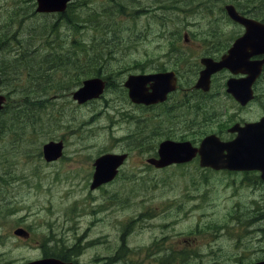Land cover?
Instances as JSON below:
<instances>
[{
  "label": "rangeland",
  "instance_id": "rangeland-1",
  "mask_svg": "<svg viewBox=\"0 0 264 264\" xmlns=\"http://www.w3.org/2000/svg\"><path fill=\"white\" fill-rule=\"evenodd\" d=\"M167 1L74 0L72 11L76 14L79 12L82 16L80 27L84 31L83 39L87 42L96 41L94 47L103 52L88 53L93 55L88 58L81 53L61 54L72 59L82 57V65L85 67L75 71L73 66L68 68L65 63L50 62L49 68L56 70L65 64L58 70L61 73L69 69L71 73L74 72L72 75L103 69L105 75L114 77L113 81L117 85L120 81L124 83L131 74L152 73L162 68L182 69L181 60L184 57H187L186 66L189 65L192 55L185 54L184 50L169 55L170 42L165 46L166 38L212 37L224 38L225 42H229L234 39V33L237 35L238 25L222 11L229 3L221 4L217 1L211 14L203 11L205 6L201 3L188 6V0H169L170 8L153 10L152 6L164 5ZM76 4L82 5L80 11H77ZM173 6L178 9H173ZM122 7L125 8L123 13ZM36 8V0H0V21H3V25L0 24V36H5L2 37L5 45L0 47V59L20 57L18 47L13 50L10 47L13 35L23 37L26 55L30 52L37 54L38 72L47 63L38 57L44 54L43 46H38L37 40L31 38L28 26L51 24L54 17L38 13L34 17L26 15L36 14ZM134 9L138 12L144 11L143 9L149 11L135 14ZM188 9L196 11L189 12ZM104 27L109 28L110 36L116 33L115 44H98L103 38L100 28ZM62 34H65L64 30ZM173 44L175 43L172 46ZM90 45L88 49L92 51L93 47ZM105 54L109 56L102 58ZM177 59H180V63ZM16 69L23 74L20 81L15 83L17 86H10V89L0 87L9 101L6 104H9L8 109H4L9 117L5 114L2 119L10 120V117L23 115L20 108L23 107L24 93L17 91H24L29 87V71L22 65V61L16 64ZM60 73L52 77L54 90L51 79L45 78L42 82L43 86H48L45 93L50 96L45 100L46 108L42 113L39 108L43 103L44 88L39 86L36 89L38 104L31 111L34 123L27 125L24 120L13 132L5 129L0 135V153L7 154L1 162L4 168H0V215L8 213L18 218L29 214L39 215L27 217L29 221L55 220L53 224L59 226L60 235L67 240L72 238L74 243L84 240L81 233L87 227L91 236L86 238L88 240H94L101 234H109L108 256L112 249L110 245L115 243L112 237L117 232L116 221L124 228L131 219L140 216L137 226L125 238L129 248L119 254V258L123 260L119 264H156L154 255L171 261L159 264L176 263L178 259L174 257H161L162 254L169 255L171 252L180 254L173 250L165 251V244L175 245L179 250L196 246V249L185 252L187 257L183 264H251L264 260V220L252 222L244 216L243 205L250 202L248 190L237 186L240 185L239 182L232 184V179L230 190V178L227 174L201 172L195 163L187 164L183 169L178 166L165 170L151 169L146 165V159L153 153H138L132 141L126 139L132 131L135 132L136 127L125 120L122 123L113 122L115 119L120 120L114 110L110 111L115 108L112 104L114 102L117 107L122 106L125 112L134 114V108L123 99V95L114 88L106 96L109 103L103 100L91 106H76L72 104L71 93L81 85L76 87L79 82L74 81L71 87L70 76L64 77ZM87 78L89 77H84L80 82ZM58 83L59 86H56ZM67 87L70 89H65ZM64 93L65 96L53 106L58 114L50 116L52 96ZM145 128L146 125L140 126L139 133L142 137L138 136L139 140L146 138ZM60 140L66 146L64 156L58 163L49 165L40 159V150L44 144ZM123 150H133L134 153H129L132 158L125 165L117 183L103 191L104 196L93 194L89 186L94 161L106 152L120 153ZM103 197L107 202H103ZM90 198L93 200L90 201ZM251 199L253 200L252 197ZM101 204H106L108 210L104 217L102 213H93H98ZM150 208L152 220L142 217L150 214ZM89 209L92 216L87 214ZM67 216L73 217L74 221L64 220ZM105 217L107 230L103 224L99 226L101 230H97L95 224L89 221ZM63 223H67L71 230H62ZM165 224H168L167 228L164 227ZM9 235L10 229H0V264L22 256L19 250L13 249L20 243ZM153 243L156 246L160 244L162 248L148 251L147 248ZM135 250L140 252H132ZM89 255L95 257L93 249L85 255V259Z\"/></svg>",
  "mask_w": 264,
  "mask_h": 264
},
{
  "label": "flooded vegetation",
  "instance_id": "flooded-vegetation-1",
  "mask_svg": "<svg viewBox=\"0 0 264 264\" xmlns=\"http://www.w3.org/2000/svg\"><path fill=\"white\" fill-rule=\"evenodd\" d=\"M73 2L70 4H73ZM70 4L68 5L65 12L68 11ZM152 7L153 10L168 9L170 8L169 0L165 2L164 5L157 4ZM136 9H134V11H136ZM143 10L144 11L140 12L136 11L135 14L149 11H145V9ZM134 11L133 15H135ZM64 13L42 14L53 16L54 18H56ZM38 14L40 15V13ZM54 22L57 21H53V23ZM229 25H231V23H229ZM237 25V35H235L234 33V39L232 41L230 40L229 42H225L224 38L216 39L212 37H199L196 39H175V37H170L164 39L165 46L170 42L169 55L176 53L179 50H184L185 54L187 53L192 55V62L186 66L187 57H184L183 60H181L182 69L175 68L168 70L166 68H162L152 73L131 74L137 76L174 72L176 78L175 89L167 95L166 100L163 102L152 104L135 103L130 98L129 89L125 87V82L131 75L127 77L124 83L120 81L117 82L116 85V83H114L113 81L114 77L112 75H105L103 69H94V71L85 74V76H83L82 74L72 75L74 72L71 73L69 69H67L66 71H62L61 73L58 69L52 70L49 68L48 63L43 66V69H39L38 74L40 73L41 76H43V74L46 73L48 75H55L56 73H60L64 77L70 76L71 87L73 86L74 81H78L79 84L76 87L80 85L81 86L71 93L72 104L76 106H91L98 102H102L103 100L109 103L106 96L110 94V92H112L115 88L118 93L123 95V99L126 100V102H129V104L134 108V114L125 112L122 109V106L117 107V103L114 102L112 104L115 105V108H111L110 111L114 110V112H116L120 117V120L115 119L113 122L116 124V122L122 123L125 120L126 122H129L133 124L134 127H136L135 132L132 131V133L127 135L126 139L132 141L135 150L137 149L138 153H153L152 156L146 159V165L148 167H151V169L155 170H165L170 167L178 166L183 169L184 167H186L185 165L195 163L197 164L198 169H200L201 172H208L214 175L225 173L230 178V182L228 183V188L230 190L232 179V184H237V182H239L240 185L237 186L244 187L246 190H248V192H250V202L243 205L245 209L244 216L250 219L252 222H260L264 220V175L261 170H215L210 167L204 168L200 164L199 155H197L196 158H194L190 163L187 164H176L165 168H158L155 165V162L161 160L159 154L160 145L166 141L175 143H190L194 148L199 149L205 140L220 141L221 143H231L237 140L239 136H241L245 141V152L243 151V153H264V54H252V56H250L248 59V67L254 68L252 70L253 76L248 73H234L228 68H223L211 75L210 85L207 89L197 86L201 74L206 69L203 60L209 59L214 63L221 62L223 57L229 53L233 42L243 34H245V28L239 24ZM172 43L175 44H173L172 46ZM92 56L93 55L87 54L85 57L88 58ZM104 56L109 55L105 54L101 57L105 58ZM38 57L41 58L44 63H46L47 59H54L58 57L60 58L58 54L56 55L47 53H44L41 56L38 55ZM77 58L80 59V63L76 65L84 66L82 65V57ZM174 58L176 59V56H174ZM177 60L180 63V59ZM67 67L70 68V66ZM79 77H89L86 80L101 79L105 83L103 94H101L97 99L90 100L84 104H79L74 100V93L81 89L83 83L86 81L84 80L83 82H80L83 78L79 79ZM244 82L245 84L251 85L252 91V97L245 103L238 101L230 91V84L234 83L241 85ZM42 87L44 88V93L42 95L43 103L40 104L41 107L39 108V112L41 113L46 108L47 102H45V100H48L50 98V96L45 93V91L48 89V86ZM65 89L70 88L67 87ZM145 89L150 93L153 91L150 84L147 85ZM64 96L65 93L52 96V112L50 113V116L58 114L57 109H53V106L55 105L54 103H57L59 99ZM53 100L54 102H52ZM7 102H9L8 97ZM120 103L122 104V101ZM110 111L108 113L109 115ZM110 118L112 117L110 116ZM141 125H146V128L144 129V135L146 136V138L139 140L138 136L142 137V134L139 133ZM151 135H153V137L148 138ZM50 142L64 143V141L62 140L49 141V143ZM45 145L46 144H44L40 150V159L44 160L49 165L58 163V161L63 158L65 150L63 151V155L61 158L56 161L48 162L44 158L43 149ZM65 146L66 145L64 143V148ZM144 150H146L147 152H143ZM129 153H134V151L123 150V152L120 153L106 152L101 155H126L127 158L125 159L123 165L118 169V174L112 182L102 184L95 189H92L93 179L96 171V168L93 164L94 171L92 173L89 186V189L93 194L99 193V195L104 196L105 192L103 191L117 183L118 179L122 175V171L125 168V165L129 163L132 158L131 154ZM5 155L7 154L0 153L1 170L4 168L1 162L2 160H4L3 158L5 157ZM149 160H152L154 164L149 162ZM251 197L253 198V200L251 199ZM102 199L103 202H107V199H105V197H103ZM91 200H93V198H90V201ZM105 205L106 204H101L98 208V213H96V211H93V213H102L104 217L108 213ZM163 206H165V203L163 204ZM151 211L152 208H150V214L143 215L142 217H146L148 220H152L153 214ZM87 214L89 216H92L91 209L88 210ZM38 216L39 215L28 214L22 217L14 218L13 215H10L8 213L0 215V229H10L9 236L13 237L20 243L17 246L13 247V249L19 250L20 254L22 255L21 257L16 258L10 262H6L5 264H36L38 262L44 261H55L59 264H109V262L110 264H114V262H116L115 264H119L121 261H123L121 258H119V254H121L122 252L124 253L125 250L129 248L125 242V238L128 232H130L137 226L136 223L138 222L140 217L139 216L137 219H131L130 223L127 224L124 228L120 223H118V221H116L115 227L117 229V232L116 235L112 237L115 243L110 245L112 249L110 256H108L107 251L109 247L107 244V239L109 234H101L94 240H88L86 238H89L91 236L89 234V228L87 227L86 231H83L81 233V236L84 238V240L82 241L80 239L78 243H74L72 238H69L68 241L64 236L60 235L59 226L53 224L55 220L50 221L48 219H34L29 221V219L27 218ZM64 220L70 222L74 221L73 217L70 216H67ZM89 221L92 224H95V228H97V230H101L99 229V226H102V224L106 226L107 230L106 217L96 218L94 220L91 219ZM167 225L168 224H165L164 227L167 228ZM61 226L62 230H71V227H67V223H63L61 224ZM70 230L68 232H70ZM193 247L195 248L184 247L182 250H179L177 247H175V245L165 244L163 245V249L165 251L171 252L173 250L174 252H179L180 254L171 252L169 253V255L162 254L161 257L168 258V256H171L175 259H178L177 262L173 264H183L187 257L185 252L196 249V246ZM153 248L160 249L162 247L160 246V244L156 246V244L153 243L151 247L147 248V250L150 251ZM9 249H11V247H9ZM92 249L95 253V257H91L89 255V257L85 259V255ZM132 252L136 253L140 251L135 250ZM153 257L157 262L156 264L165 261L160 258V255L158 257L154 255ZM263 261L264 260L253 262L251 264H257ZM165 262L171 261L167 260Z\"/></svg>",
  "mask_w": 264,
  "mask_h": 264
},
{
  "label": "water",
  "instance_id": "water-1",
  "mask_svg": "<svg viewBox=\"0 0 264 264\" xmlns=\"http://www.w3.org/2000/svg\"><path fill=\"white\" fill-rule=\"evenodd\" d=\"M37 13H64L73 0H36ZM229 18L245 28V34L239 37L232 45L229 53L219 63L209 59L203 60L206 69L201 74L197 83L200 88L207 89L210 85V77L213 73L223 68H228L234 73H248L253 76L254 68L248 67V59L252 54H264V23L241 15L234 5L225 6ZM151 85L153 91L150 93L145 88ZM175 73H161L154 75H131L128 77L125 87L129 89L130 98L135 103L152 104L163 102L167 95L175 89ZM230 91L240 102L245 103L252 97L251 85L230 84ZM105 83L101 79H90L84 82V86L74 93V99L80 104L97 99L103 94ZM7 97L0 88V112L3 111ZM242 134V133H241ZM210 139V138H209ZM64 151L63 142H50L44 146V158L46 161H56L62 157ZM245 152V141L243 137L231 143L205 140L199 149L190 143H175L166 141L160 145L161 160L155 162L156 167L165 168L172 165L190 163L199 155L202 167H210L215 170H244L258 169L264 175V153ZM126 155H105L99 157L94 166L96 168L92 189L102 184L112 182L118 169L123 165ZM149 162L153 163L152 160ZM36 264H59L55 261H44ZM257 264H264L259 262Z\"/></svg>",
  "mask_w": 264,
  "mask_h": 264
},
{
  "label": "trees",
  "instance_id": "trees-1",
  "mask_svg": "<svg viewBox=\"0 0 264 264\" xmlns=\"http://www.w3.org/2000/svg\"><path fill=\"white\" fill-rule=\"evenodd\" d=\"M189 4L188 6H193L195 3H201V5H204L203 11L206 13L211 14L213 12V8L215 3L219 1L221 4L222 3H229L233 4L237 10L240 12V14L257 19L261 22L264 23V0H188ZM77 11L81 10L82 5H75ZM85 4H84V9H85ZM173 9H178V7L173 6ZM196 8V7H195ZM73 9V4H70L68 11L65 12L64 14L59 15L58 17L54 18V23H48L47 25H37L34 27V25L28 26L29 33L31 34V38L34 40H37V45L38 46H43L42 51L43 53L47 54H58L60 58H54V59H47L46 63L50 62H55L58 64L65 63L68 66H73L74 70L77 68H84V66H78L76 64L80 63V59H72L70 56L64 57L61 54H66V55H72V54H77L81 53L84 55H87L88 53H102L103 51L99 50L98 48L94 47V42L96 41H91L89 40L88 42L83 39V32L80 24V14L79 12L72 11ZM121 9V6L119 7ZM125 8L122 7V13ZM189 12H194L196 9H188ZM222 11L224 9L222 8ZM36 12V10H35ZM28 17H34L37 15L32 14V13H27L26 14ZM82 17V16H81ZM93 22V21H92ZM3 21H0V24ZM85 23H88V21H85ZM65 24V25H63ZM21 25V24H20ZM61 26H64L63 28ZM65 27L67 29H65ZM99 28V26H98ZM103 32V38H101L100 43H98L101 46H108L111 45V43L117 42L116 41V33L114 32L113 36H110L111 32L109 31L108 27L100 28ZM62 30L65 31V34H62ZM5 36H0V47L2 44L5 45V43H2L3 38ZM24 39L23 37H18L14 36L12 38L11 42V47L10 49L13 50L16 47H18L19 52H20V57H12L11 59H0V87H3L4 89H10V86H17L15 84L17 81L19 82L20 79L23 77V74L20 73V71H17L16 69V64L19 63V61H22V65L26 66L29 75V81L28 85L29 87L24 90V91H17L24 93V101H23V107L21 109V113L23 114L22 116L18 117H10L12 119L8 120L2 119L1 117H5L7 113L6 111H2L0 114V135L3 133V131L9 130L10 132H13L14 129L18 128V125L20 126L23 124L24 120L27 125H31L34 123V115L32 114L31 111H33V107L36 106V96H37V91L36 89L39 86H43V81L46 78V80L51 79L52 83V90H54V81L52 80V77L54 76L53 74L48 75L41 74L37 72V57L35 53L30 52L28 55L24 52ZM28 39H26V42ZM34 42V41H33ZM91 44V45H90ZM92 46L93 50H89L88 47ZM53 46H56L57 48H54ZM104 52L107 53H112L111 51H106ZM62 56V57H61ZM35 57V58H33ZM87 63V61H85ZM65 64L63 66H65ZM63 66L59 67L58 69L62 68ZM89 72L83 73L82 75L85 76V74H88ZM84 78V77H79V79ZM56 86H59V83L56 84ZM47 91V90H46ZM45 91V92H46ZM50 93V92H47ZM11 94V93H10ZM9 104L6 106V109H8ZM5 109V108H4ZM9 117V116H8Z\"/></svg>",
  "mask_w": 264,
  "mask_h": 264
}]
</instances>
